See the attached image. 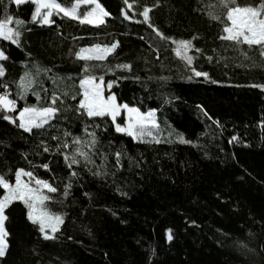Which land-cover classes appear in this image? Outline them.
Returning <instances> with one entry per match:
<instances>
[{"label": "trees", "instance_id": "obj_1", "mask_svg": "<svg viewBox=\"0 0 264 264\" xmlns=\"http://www.w3.org/2000/svg\"><path fill=\"white\" fill-rule=\"evenodd\" d=\"M76 1L58 0L64 7ZM98 1L109 13L102 25L63 13L42 24L32 20L34 2L0 0V20L23 22L10 25L18 27V43L0 39V93L16 109H0V116L58 109L31 133L0 119V175L14 183L15 171L24 169L51 183L58 191L48 193L47 209L63 216L55 239H44L25 204L12 202L0 264H264L261 49L221 39L226 10L217 0ZM213 6L221 20L209 15ZM182 40L192 42L191 65L176 55L173 41ZM114 42L103 60L76 55ZM26 73L34 83L22 90ZM86 75L102 77L105 94L120 104L154 109L160 142L117 132L110 116L89 117L79 106ZM76 138L81 144L73 145ZM77 147L92 162L77 156L69 167L65 154Z\"/></svg>", "mask_w": 264, "mask_h": 264}, {"label": "snow or ice", "instance_id": "obj_2", "mask_svg": "<svg viewBox=\"0 0 264 264\" xmlns=\"http://www.w3.org/2000/svg\"><path fill=\"white\" fill-rule=\"evenodd\" d=\"M17 4L24 3L25 0H15ZM36 4L35 12L32 16L34 22L38 21L42 24H51L53 21L50 17L55 11L57 14L63 13L66 17H72L80 19L81 23H88L94 25H102L105 23V17L109 15L103 7H101L95 0H83L85 4L94 5L90 11L83 15V19L77 15V6L73 5L70 8L61 5L58 0H31ZM217 5L226 10L223 22L225 27L223 29L225 35L221 36V39L234 42L236 44L247 45L248 47H258L261 49V56H264V0H259L255 6H240L237 0H217ZM131 7V5H129ZM150 9L145 8L142 15L145 21L149 18ZM125 15H127L125 13ZM211 18L221 20L219 15L215 14V6L209 13ZM15 23L19 26L23 22L16 20L13 21L11 17H6L0 20V39L18 43L20 32L18 27H10ZM157 31V35H162ZM177 45L175 51L176 55L184 59L189 65L192 64L193 57L189 55V51L193 45L190 40L173 41ZM118 47V42L112 43L110 46L95 45L90 48H82L76 53L79 59L83 60H103L109 54L114 52ZM196 51H199L198 49ZM0 59H6L4 53L0 51ZM118 67L130 68L129 65H122ZM86 73L87 68L84 70ZM5 74L3 66L0 65V77ZM196 76H207L206 73L195 72ZM97 78L94 76L86 75L84 79L80 81L83 88V99L80 101V108L86 110L89 117H104L110 116L117 132L124 133L134 139L143 141L145 137H152L155 142L159 143L160 140L154 136V130L159 129V125L156 122L155 111H148L143 113L139 108L130 107L127 104L120 105L116 101L115 95H109L107 98L103 95V78L100 77V83L96 82ZM34 81L30 78V74H25L21 78L20 86L22 90H28L31 88ZM107 87L110 89L112 84L109 83ZM38 95V94H37ZM58 97L53 95L50 104L55 105ZM125 109L127 112V121L124 126L116 123L117 116L121 114V109ZM0 109L5 113L14 112L15 101L10 99L7 95H0ZM58 109L54 106L35 108L26 107L19 112L18 117L14 118L12 115L4 114L0 116V119L15 124L20 129L31 133L34 129H42L46 124L52 120ZM18 121V122H17ZM158 134V133H157ZM91 144L94 146L95 139L94 134ZM235 139V138H233ZM181 143H187L182 136L179 137ZM73 145L81 144L79 138L72 141ZM64 148H68L69 145L65 143ZM47 151V149H45ZM119 158L120 153H117ZM77 156L83 157L87 162H92L89 154L82 151L79 147L75 149L71 157L65 154V159L69 160V167L74 164H78L80 161ZM47 168V165H44ZM75 175V173H72ZM15 182H10L4 175H0V187L5 190V194L0 198V257L6 254L8 248V232L5 227V221L7 216L5 215V209L14 201H21L28 209L27 217L30 222L39 226V231L43 234L44 239H55V233L59 230L58 225L63 223V216L59 213H51L47 210L48 202L52 200V197L45 194L56 193L58 189L51 183L35 178L33 173L25 171L24 169H18L14 173ZM27 177V180L23 178ZM34 183L35 186H32ZM67 196V189L64 192ZM46 229H50L46 231ZM168 239H172L171 232H169Z\"/></svg>", "mask_w": 264, "mask_h": 264}, {"label": "rangeland", "instance_id": "obj_3", "mask_svg": "<svg viewBox=\"0 0 264 264\" xmlns=\"http://www.w3.org/2000/svg\"><path fill=\"white\" fill-rule=\"evenodd\" d=\"M15 1V0H14ZM26 1H29V0H25ZM31 1V0H30ZM96 3H98L101 7H103L98 0H95ZM73 5H76L77 6V15L80 16L81 19H83V15L86 14L88 11L91 10L92 7H94V5H89V4H85L83 2V0H77ZM72 5V6H73ZM83 6H86V9H84L83 11L81 10ZM70 8V7H69ZM56 13L55 11L53 12V14ZM52 18V16L50 17V19ZM97 83H100V80H96ZM103 87V95L105 98H107L109 95H106L105 94V87H104V84L102 85ZM1 95V93H0ZM110 95H114V94H110ZM10 98V97H9ZM11 99V98H10ZM117 101V99H116ZM118 104H120L118 101H117ZM120 105H124V104H120ZM150 111H155L154 109L150 110ZM147 113V112H146ZM156 113V111H155ZM127 112L125 109H121V114L119 116H117V120H116V123H119L121 124V126H124L126 124V121H127ZM121 118V120H120ZM158 130H154V136L155 138L157 139L158 137ZM144 140H155L153 139L152 137H145ZM24 180H27L28 178L27 177H24L23 178ZM32 186H35L34 183ZM45 191V194H48L46 189L44 190ZM49 195V194H48ZM4 196V195H3ZM48 210V209H47ZM60 225H58V228H59ZM46 231H49L50 233V229H46Z\"/></svg>", "mask_w": 264, "mask_h": 264}, {"label": "built area", "instance_id": "obj_4", "mask_svg": "<svg viewBox=\"0 0 264 264\" xmlns=\"http://www.w3.org/2000/svg\"><path fill=\"white\" fill-rule=\"evenodd\" d=\"M1 95H7V93L6 92H3Z\"/></svg>", "mask_w": 264, "mask_h": 264}]
</instances>
